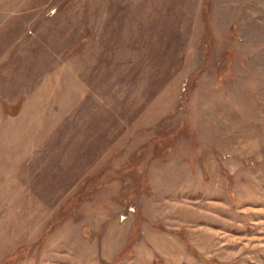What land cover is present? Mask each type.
I'll use <instances>...</instances> for the list:
<instances>
[{"label": "rangeland", "instance_id": "rangeland-1", "mask_svg": "<svg viewBox=\"0 0 264 264\" xmlns=\"http://www.w3.org/2000/svg\"><path fill=\"white\" fill-rule=\"evenodd\" d=\"M0 264H264V0H0Z\"/></svg>", "mask_w": 264, "mask_h": 264}]
</instances>
